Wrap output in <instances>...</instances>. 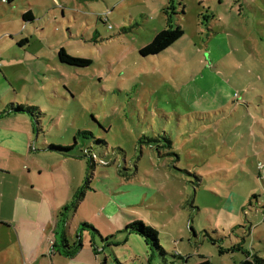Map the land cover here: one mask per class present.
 <instances>
[{"label": "rangeland", "instance_id": "rangeland-1", "mask_svg": "<svg viewBox=\"0 0 264 264\" xmlns=\"http://www.w3.org/2000/svg\"><path fill=\"white\" fill-rule=\"evenodd\" d=\"M26 12L31 18L23 20ZM175 26L183 35L171 46L139 55ZM60 48L91 64H61ZM11 104L23 109L13 114L19 121L35 127L33 143L45 150L41 164L57 160L49 146L70 147L76 139L67 152L73 158L48 167L68 178L65 188L44 195L53 208L35 200L43 222L32 244L37 253L45 250L35 264H76L48 256L50 233L43 227L53 226L82 188L86 150L94 154L91 191L66 211V235L80 234L90 251L78 264L93 256L98 264H106L104 257L107 264H233L243 260L230 250L236 244L264 258V0H0L2 116ZM21 165L20 157L0 150V264H24L8 229L16 205L27 200ZM110 167L135 189L142 182L143 193L114 202L108 193L115 185L92 179L95 169ZM136 221L156 231L164 259L144 260L142 238L132 234L123 243L127 235H117ZM83 223L118 245L106 247L96 234L100 252H92Z\"/></svg>", "mask_w": 264, "mask_h": 264}, {"label": "crops", "instance_id": "crops-1", "mask_svg": "<svg viewBox=\"0 0 264 264\" xmlns=\"http://www.w3.org/2000/svg\"><path fill=\"white\" fill-rule=\"evenodd\" d=\"M33 135H34V131L32 129V125L27 123V122H21L19 121L18 117H15L14 115H6V116H1L0 117V150L1 151H7L8 153L16 156V157H20L22 159V165L20 166L19 170L21 171V173L23 172V175L21 173H18V177H20V179H26L28 181L29 184H27V186L25 188H22V190L25 191V196L24 198L27 199L25 202L20 201L18 203V205H16L17 207V212L14 216V223L11 224V226L8 227V229H10L13 233H16L15 237L17 240V243L19 245V249L21 254L23 255V260H24V264H35L37 262L38 259V255L39 253H44L45 250L43 249V247H41L40 249H42L39 253H37L39 250L37 246H33L32 243H34V241L36 240L35 237L36 234L34 233V231H36V226L39 227L43 220L40 217V214H36L37 210H36V201L38 200L40 201L41 205L40 208L42 207H49L48 205H51L52 207V203L53 200L51 198H45L44 195L47 193L48 190L51 189H55L57 187H61V189L65 188L68 184V178L66 176V174L64 173H53L55 172L53 170L50 171L48 170V167H52L55 164H59V163H63V162H68L70 161L73 157H62L57 155V160L55 162V164H50L49 166L43 165L41 164V160L40 158L43 156L42 155V151L45 150H41L42 148L36 149L35 144L33 143ZM34 140H36V136L34 138ZM35 148V149H34ZM33 152H36V154H34L33 156H31V154H33ZM44 156L50 160H54L53 157L51 155H46V153H44ZM29 159H31V166L32 168L26 166V161H28ZM85 169V168H84ZM56 170V169H55ZM87 171V170H86ZM9 174H7L8 176ZM53 179V180H51ZM93 181H97V183H104V184H114L115 188L113 189V193L112 190H109L110 192L108 193L109 196L112 197V195L114 196V198L112 199L114 202H117L118 200H121L123 197H134L136 195H138L139 193H143V186H142V182H137L139 183L141 186H136L135 189V185L136 183H125L123 182L120 177H118L117 175V171L116 168L114 167H110L109 169H101V168H97L95 169V171L93 172V177H92ZM38 181V188H35V181ZM83 181V180H82ZM91 183V182H90ZM90 190L91 191V186ZM135 189V191H134ZM71 191L72 193H74L76 191L75 187L71 186ZM47 200H49L50 202H48ZM65 200V198H64ZM132 203H128V206H130ZM54 207H57L56 205H54ZM53 208V207H52ZM55 209V208H54ZM129 223V222H128ZM127 223V224H128ZM126 224V225H127ZM49 224L45 223V226L43 227L44 229H46L49 233H50V241H49V245L51 246L53 244V238H52V232L54 229V225L53 226H48ZM94 225V224H93ZM125 225V226H126ZM68 224H66V228H67ZM98 233H100V231H98ZM35 236V237H34ZM68 240L70 241V243L73 242L74 237L68 236ZM70 237V238H69ZM95 236H92V240H94ZM119 239H123V237H119ZM129 240V236L125 238V242ZM87 241V240H86ZM50 242L52 244H50ZM123 242V243H125ZM90 245V242H88ZM93 243L95 244V242L93 241ZM49 246L46 243H42V246ZM146 246V245H145ZM85 247L83 246L82 243V248L80 250V252H78L73 258H69V260H71L72 262H75L76 264L81 263L82 262V257H83V252L89 251L87 249H84ZM102 249V248H101ZM98 250V249H97ZM104 250V249H103ZM101 250V251H103ZM92 251V250H91ZM51 250H49V254L51 256H55L57 254H50ZM90 252V251H89ZM100 252V251H98ZM149 252H147V248L145 250V252H143L142 254H140V256L145 260V257H149ZM60 256V255H59ZM62 257V256H60ZM105 258V262L107 264V259ZM52 261V259H50ZM150 262V259L148 260ZM89 264H98V259L96 257L93 256V258H90V260L88 261Z\"/></svg>", "mask_w": 264, "mask_h": 264}, {"label": "trees", "instance_id": "trees-1", "mask_svg": "<svg viewBox=\"0 0 264 264\" xmlns=\"http://www.w3.org/2000/svg\"><path fill=\"white\" fill-rule=\"evenodd\" d=\"M2 1H4L6 4H11L15 0H2ZM22 18H23V20L30 19L31 18L30 12H26L25 14H23ZM182 35H183V32L179 26H175L173 29H170V30H162L161 32H159L154 37L152 42H150L147 46H145L144 48H142L139 51V55L142 57L158 55L159 53L164 51L166 48L171 46ZM57 57H58V60L61 64L72 66V67L85 68L91 64V61L88 59L75 58V57H71V56L67 55L65 50L62 48H60L58 50ZM15 106H16V108H14L12 104L9 105L8 112H3V114L7 115V114L11 113V115H13V114L15 115V114L23 111L21 106H19V105H15ZM25 111L28 112L29 114L33 113V109L31 107L30 108L27 107ZM1 116L2 115L0 114V117ZM32 129L35 133V127L33 125H32ZM83 133L90 135L89 132H83ZM78 134H81V133L78 132L77 135ZM163 141L166 143L165 144L166 147L168 149H171V141L164 139V138H163ZM75 146H76V139H75L73 146H70V147L49 146L48 149H46V150L54 152V153L58 154L59 156L67 158V157H72L70 154L68 155L67 152H69ZM85 154L88 155V157H89L88 163H87L88 164L87 165L88 170H89V168L90 169L92 168V162H91L92 159L91 158L94 154L89 152L88 150L83 152V157H85ZM100 160H102V159H100ZM102 161H104V160H102ZM104 162H108V161H104ZM88 170L86 171L87 176L85 177L82 188L78 189L74 193L72 202H70L69 204H67L63 207L62 211L59 213V215L57 217V220L55 221L54 229L52 232L53 244L51 245V248H50V250H51L50 254H59L62 257L73 258L77 254V252L80 251L82 248V241H81L80 234L77 233L75 235L72 243H70V241L68 240V237L66 235V224H67V220H68L67 215H66V211L69 208L76 210L78 203L84 198V195H85L84 191L90 190V187H89V184H90L89 175L90 174H89ZM251 198L255 199L256 197L252 196ZM82 230H87V231L91 232L92 236L97 234L99 239L101 240V242L105 243L107 245L106 247H110V248L112 247L113 248V247L118 245L117 243H115L113 241L114 240L113 235H110L107 238L103 239L102 237H100V235L98 234L96 229L91 225L83 223L80 226V231H82ZM117 233H118L117 235H121L124 233L125 235H127V237L133 234V235H136V236L142 238L144 244L146 245V247L150 251V255L148 257L150 260L157 258V255H159L160 257H162L164 259L166 252L163 250V248L161 246H159L156 231L151 227H146V225L143 222L136 221L133 223H128L122 231H119ZM123 242H125V241H123ZM90 247H91L92 252H94V253L98 252L97 247L93 243V240H91ZM230 250L231 251H234V250L240 251L241 255L243 256L242 261H240L238 263H233V264H264V258H261L255 254H251L249 251L244 250L240 245L236 244ZM219 252L222 253L221 250ZM175 257L178 259H183L182 257H180V255H176ZM184 262H187V258H184ZM199 264H210V263L208 261H202Z\"/></svg>", "mask_w": 264, "mask_h": 264}, {"label": "built area", "instance_id": "built-area-1", "mask_svg": "<svg viewBox=\"0 0 264 264\" xmlns=\"http://www.w3.org/2000/svg\"><path fill=\"white\" fill-rule=\"evenodd\" d=\"M264 209V208H263ZM50 244H52L51 242H50Z\"/></svg>", "mask_w": 264, "mask_h": 264}]
</instances>
